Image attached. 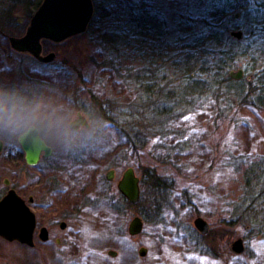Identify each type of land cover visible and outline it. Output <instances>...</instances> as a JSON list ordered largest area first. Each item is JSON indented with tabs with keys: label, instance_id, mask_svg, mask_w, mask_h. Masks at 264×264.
I'll return each instance as SVG.
<instances>
[{
	"label": "rangeland",
	"instance_id": "374dc122",
	"mask_svg": "<svg viewBox=\"0 0 264 264\" xmlns=\"http://www.w3.org/2000/svg\"><path fill=\"white\" fill-rule=\"evenodd\" d=\"M42 1L0 0V199L10 188L26 197L42 184L43 172L56 174L51 168L62 167L72 172L68 177L81 190V199L76 196L73 201L92 202L82 214L65 218L68 229L62 236L70 238L69 243L41 250L0 237V264H264V107L241 103L238 97V89L247 88L249 81L255 83L256 72L264 69L263 11L256 10L254 0L246 7L247 16L242 18L236 11L227 26L226 44L238 55L235 66L226 71L231 82L218 88L210 81L205 90L172 103L173 114L162 121L151 116L150 108L141 105L137 89L124 80L127 67L135 65L136 73L144 69V63L127 59L119 65L112 55L113 43L101 37V27L89 26L85 33L60 44L47 43L57 54L50 63L12 50L7 36L23 34ZM165 1L163 44L185 51L192 35H201L207 0ZM231 30H241L247 39L235 42L238 39L230 36ZM239 68L244 77L232 79L229 72ZM86 89L113 101L111 114H120V119L132 115L135 101L133 119L143 129L153 124L156 134L143 140V148L131 147L115 125L98 115ZM80 111L88 118L90 131L84 126L69 128ZM30 125L37 126L55 149L51 159L35 167L25 166L18 143V136ZM146 165L156 167L171 185L155 199L149 188H142L146 201L140 208L148 220L136 211L139 207L123 212L110 207L105 192L118 195L116 182L124 170L134 167L140 175V166ZM109 169L116 173L112 182L105 177ZM254 172L260 176L258 184L248 180ZM250 195L259 196L257 202L262 204L253 207L258 216L254 221L248 212L243 214L248 204L245 197ZM135 215L143 217L144 226L141 233L131 235L128 226ZM196 216L208 221L217 239L213 234L198 238ZM237 239L244 245L240 254L232 250ZM214 240L224 254L211 252ZM141 247L147 249L144 256L139 254ZM110 250L116 255H110Z\"/></svg>",
	"mask_w": 264,
	"mask_h": 264
},
{
	"label": "trees",
	"instance_id": "16d2710c",
	"mask_svg": "<svg viewBox=\"0 0 264 264\" xmlns=\"http://www.w3.org/2000/svg\"><path fill=\"white\" fill-rule=\"evenodd\" d=\"M28 1L29 3L32 2V0ZM250 1L207 0V6L201 18L203 25L201 35L199 37L192 35L188 49L182 52H177L170 46L163 44L166 36L165 22L167 19L165 0H94L95 12L90 27L94 26V30L102 28L101 37L108 41L106 43H113L112 55L116 61L121 62L118 63L119 65H125L124 62L127 59L132 64L144 63V69L138 70L136 73L134 71L135 65L132 68L127 67L126 79L124 78V80L134 89H137L143 102L141 105L150 108L152 114L150 115L157 120H163V118H168L167 116L173 114L172 103L178 102L183 97L192 96L198 89L205 90L210 81L218 88L221 87L222 83L231 82L226 71L235 66V59L238 55L234 53L230 44H226L229 43L225 39L229 30L227 26L230 25L229 21L234 20L231 17L234 12L240 11L242 18L247 16L246 7ZM35 3L32 2V4ZM253 4L257 11H263L260 16L264 19V0H254ZM10 16L11 14H8L6 17ZM1 18L0 15V21ZM246 39L243 36L242 39L235 42L241 43ZM168 61H171L169 66L172 70L171 74L167 72ZM108 65L111 66L110 63ZM77 73L80 78L79 81H82L81 71H77ZM256 77L255 83L249 81L248 84L244 85L247 88L239 86L238 97L241 103L255 105L262 109L264 107V69L258 70ZM86 90L93 107L98 111V115L104 121L115 125L131 147L143 148V140L156 134L153 124L148 127L145 126L143 129L139 122L133 119L135 106L138 105L135 101L131 105L132 115L128 114V118L120 119L122 117L120 114L117 116L111 114L113 101L101 99L95 96L91 90ZM76 100L79 102L78 98ZM78 109L89 113L88 109L82 106H79ZM129 117H132L131 121ZM17 153H20L19 158H22L21 151L18 150ZM251 174L252 177H249L248 180H256L255 183L258 184L260 176H257L255 172ZM140 177L141 188H149L154 199L160 198L161 192L171 187L167 179L152 165L140 166ZM106 198L110 207L118 212H123L134 206L140 208L142 201H146L143 193L137 204L129 203L121 195L116 199L108 196ZM258 199L259 196L254 195L245 197L248 204L243 214L245 211L248 212V217L253 221L258 217L253 207L262 206L260 202H257ZM139 208L136 211L148 220V215L143 212L144 209L141 210L140 208L139 210ZM212 228L205 235L198 232V238L206 239L213 234L215 235L214 239H217L215 237L218 236V233L214 232ZM219 231L221 232L220 226ZM211 252L214 255L224 254L216 240L211 244Z\"/></svg>",
	"mask_w": 264,
	"mask_h": 264
},
{
	"label": "water",
	"instance_id": "95a60500",
	"mask_svg": "<svg viewBox=\"0 0 264 264\" xmlns=\"http://www.w3.org/2000/svg\"><path fill=\"white\" fill-rule=\"evenodd\" d=\"M94 15V4L92 0H43L28 25L26 34L22 37L10 36L11 47L20 53H27L43 63H50L56 59L57 54L51 51L42 53V39H49L53 42H63L76 35L85 33ZM239 16V14H236ZM230 36L235 39H242L241 30H231ZM229 75L232 79L241 80L244 77L243 69L231 70ZM69 128L78 130L81 126L91 128L88 118L77 112L76 117L69 122ZM18 143L24 153L28 165H36L41 155L48 156L52 147L47 144L41 136L40 130L35 125H30L18 136ZM3 141L0 140V154ZM113 171L108 174L112 179ZM9 184L8 179H4ZM118 190L131 204L139 203L141 199V178L134 167L124 170L122 177L117 184ZM36 226L34 212L26 200L14 189L10 188L0 199V237L8 241H20L22 243H33V235ZM144 226V219L141 215L132 217L128 231L131 235L141 233ZM194 226L202 235L208 234L210 225L202 216H196ZM47 229L42 228V233ZM235 253L244 252L242 239H237L232 244ZM147 249L141 247L139 254L144 256ZM109 254L116 255L114 250Z\"/></svg>",
	"mask_w": 264,
	"mask_h": 264
},
{
	"label": "flooded vegetation",
	"instance_id": "af4514ba",
	"mask_svg": "<svg viewBox=\"0 0 264 264\" xmlns=\"http://www.w3.org/2000/svg\"><path fill=\"white\" fill-rule=\"evenodd\" d=\"M93 4L94 3V0ZM39 7V6H38ZM37 7V8H38ZM95 7V5H94ZM37 10V9H36ZM36 12V11H35ZM34 15V14H33ZM32 17L30 18L31 21ZM29 21V23H30ZM28 23V25H29ZM28 25L26 26V29L23 34L18 35L16 37H22L26 34ZM10 36H7L9 45L11 47V43L9 40ZM71 37L70 39H72ZM68 39V40H70ZM66 41V40H65ZM64 42V41H63ZM42 53L47 54L51 52L50 48H48L47 43L49 44H60L62 42H53L49 39H42ZM47 46V47H46ZM12 48V47H11ZM12 50H14L12 48ZM17 52L16 50H14ZM20 53V52H18ZM27 54V53H22ZM30 55V54H28ZM81 112V111H80ZM85 131H90L91 129L84 128ZM48 144V143H47ZM49 145V144H48ZM52 147V146H51ZM69 150V149H68ZM55 149L52 147V152L50 155L45 156L44 154L41 155L40 161L36 165H28L25 161V166H32L35 167L42 163L44 160H49L54 156ZM67 154H71L70 151L66 152ZM25 159V157H24ZM113 171L112 179L108 178V174L110 171ZM51 171H56V174L54 173H44L43 172V178H42V184L38 187L37 190L29 191L25 196L23 197L28 205L30 206L31 210L35 214L36 218V226L35 231L33 235V243H22L20 241H9V242H17L23 246L29 247V248H39V249H45L48 246L54 244L56 246H61L65 243L70 242V238L66 236H62V233L68 229V222L65 220L67 217L77 216L84 212L83 208H86V205H89L92 201L91 200H78L73 201L76 196L81 199L80 189H76V184L68 177L72 172L67 171L66 169L60 167V168H51ZM40 173V172H39ZM123 174V173H122ZM58 175V176H57ZM115 170L109 169L106 173V181L112 182L115 179ZM122 177V175H121ZM120 177V178H121ZM117 179L116 182V188L118 195H110L111 192H105L104 197H114L115 199L118 198L119 195L124 197L120 191L118 190L117 184L120 180ZM78 191V194H77ZM86 194V193H85ZM85 194H83V198H85ZM107 199V198H106ZM46 228L47 230L42 233L41 229ZM57 229H60V232H58ZM8 241V240H7ZM44 260V259H43ZM44 264V263H42Z\"/></svg>",
	"mask_w": 264,
	"mask_h": 264
}]
</instances>
